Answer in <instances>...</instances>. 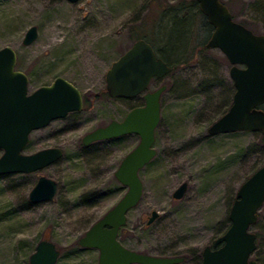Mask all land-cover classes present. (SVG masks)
<instances>
[{
  "label": "rangeland",
  "instance_id": "1",
  "mask_svg": "<svg viewBox=\"0 0 264 264\" xmlns=\"http://www.w3.org/2000/svg\"><path fill=\"white\" fill-rule=\"evenodd\" d=\"M223 1L236 20L264 32V0ZM34 24L38 37L25 44ZM211 32L191 0H0V48H15L16 66L28 74L29 90L62 75L89 97L79 113L30 134L25 152L58 145L64 149L59 160L33 172L0 173V264H31L43 238L60 248L56 264H99V250L78 241L126 192L115 171L140 137L131 133L89 145L82 138L143 102L104 92L107 69L142 33L177 66L150 84V89L167 84L155 130L157 153L139 171L143 195L127 212L119 239L138 251L185 256L172 264H201L204 247L231 223L239 186L264 162L260 131H208L235 92L223 51L201 48ZM40 175L56 179L58 191L52 200L33 202L29 192ZM183 181L187 191L176 199L173 191ZM153 209L159 216L149 224ZM259 211L253 231L264 228V204ZM258 251L264 258V239Z\"/></svg>",
  "mask_w": 264,
  "mask_h": 264
},
{
  "label": "water",
  "instance_id": "2",
  "mask_svg": "<svg viewBox=\"0 0 264 264\" xmlns=\"http://www.w3.org/2000/svg\"><path fill=\"white\" fill-rule=\"evenodd\" d=\"M77 1V0H70ZM200 9L214 26L206 45L223 51L231 63L230 76L235 85L228 110L208 128L210 134L240 130L260 131L264 135V32H255L236 20L223 0H198ZM38 37V26L31 25L24 36L25 44ZM17 51L10 45L0 48V173L33 172L44 168L63 154L61 146L24 151L33 130L48 125L70 111L83 108V93L72 81L58 75L49 84L29 90L28 74L17 68ZM173 66L158 56L154 46L144 37L119 55L106 71V89L113 97L133 98L143 94L144 104L128 111L122 120L113 119L83 137L85 144L128 133L138 134L139 143L122 159L115 171L126 192L79 239L80 245L99 250V264H172L183 256H165L138 251L119 239L120 228L127 221V212L142 198L144 183L139 171L157 153L155 130L161 119L163 83L149 90L153 78H162ZM188 188L183 181L174 191L182 198ZM58 191V181L40 175L29 192L33 202L49 201ZM264 204V163L239 186L229 212L230 226L213 245L202 251L201 264H259L252 257L257 248V233L251 226L258 219ZM159 216L153 209L147 223ZM61 250L49 239H41L30 255L31 264H56Z\"/></svg>",
  "mask_w": 264,
  "mask_h": 264
},
{
  "label": "trees",
  "instance_id": "3",
  "mask_svg": "<svg viewBox=\"0 0 264 264\" xmlns=\"http://www.w3.org/2000/svg\"><path fill=\"white\" fill-rule=\"evenodd\" d=\"M191 2L192 3H195V4H197V6H198V11L200 12V14H202L204 17H206L207 18V16L202 12V10L200 9V6H199V3H198V0H191ZM229 6V5H228ZM230 7V6H229ZM231 9V8H230ZM232 11V10H231ZM232 13H233V17L235 18L236 16V13H234L233 11H232ZM207 22H208V24L212 27V24L209 22V20H208V18H207ZM241 22V21H240ZM243 23V22H242ZM245 24V23H244ZM246 25V24H245ZM247 26V25H246ZM249 27V26H248ZM251 28V27H250ZM251 29H253V28H251ZM254 30V29H253ZM255 31V30H254ZM213 32V31H212ZM211 32V33H212ZM256 32V31H255ZM133 34V33H132ZM145 34L144 33H142L141 34V36H136V38H135V40L136 39H138V38H141V37H144L145 39H147L146 38V36H144ZM134 37H135V35H133ZM209 39V38H208ZM148 40V39H147ZM208 41V40H207ZM207 41H206V43H207ZM151 43V42H150ZM206 43L205 44H201V48H208L207 47V45H206ZM152 44V43H151ZM157 52H158V50H157ZM158 55L159 56H161L162 54H160L159 52H158ZM164 60H166L167 61V59H165V57L162 55L161 56ZM188 60H187V58H185V59H183V62H187ZM168 62V61H167ZM168 64H170L169 62H168ZM171 66H173L174 68H175V66L174 65H176L177 66V64H170ZM173 68V69H174ZM106 94H109L108 93V91H107V89H105V91H104ZM85 101H86V103H88V101H89V97L87 96H85ZM260 107H262V108H264V103L262 104V105H260ZM226 112V111H225ZM224 112V113H225ZM264 137V136H263ZM117 138V137H116ZM112 139H114V138H112ZM264 163V162H263ZM262 216V214L260 213V211L258 212V219L260 218ZM258 219H257V221H258ZM230 226V225H229ZM228 226V227H229ZM227 230V229H226ZM225 230V231H226ZM224 231V232H225ZM256 233H257V248L255 249V251H254V253L255 254H257V261H258V263L259 264H264V258H262L261 257V253L258 251V249H259V243L264 239V228H259V230L258 231H255ZM223 233V232H222ZM221 235V234H220ZM79 242V241H78ZM80 244V243H79ZM60 249V248H59ZM168 256H173V255H168ZM175 256V255H174ZM184 258H185V256H183ZM256 259V258H255ZM202 262V261H201Z\"/></svg>",
  "mask_w": 264,
  "mask_h": 264
},
{
  "label": "flooded vegetation",
  "instance_id": "4",
  "mask_svg": "<svg viewBox=\"0 0 264 264\" xmlns=\"http://www.w3.org/2000/svg\"><path fill=\"white\" fill-rule=\"evenodd\" d=\"M214 30V26L212 25V31ZM159 56V55H158ZM161 57V56H160ZM175 67H176V65H174ZM154 79V78H153ZM152 79V80H153ZM152 82V81H151ZM159 87V86H158ZM148 89L149 90H154V89H150V85H149V87H148ZM82 91V90H81ZM83 93V92H82ZM110 95V94H109ZM138 97H142L143 98V102L142 103H139V104H133L132 105V107L130 108V109H132L133 107H135V106H139V105H143L144 104V97H143V94H140V95H138V96H136V97H133V98H128V97H123V98H125V99H135V98H138ZM85 106H86V101H85V95H84V93H83V108L82 109H80V110H75V111H70L66 116H68V115H70V114H76V113H79L80 111H82L84 108H85ZM129 109V110H130ZM128 110V111H129ZM128 113V112H127ZM126 113V114H127ZM126 116V115H125ZM124 116V117H125ZM65 117V116H64ZM123 117V118H124ZM61 118H63V117H61ZM123 118H120V119H117V120H122ZM113 119H116V118H113ZM113 119H111V120H113ZM79 120H81V119H79ZM110 120V121H111ZM109 121V122H110ZM81 122H83V120H81ZM109 122H107V123H103V124H100V125H97L95 128H97V127H99V126H104V125H106V124H108ZM95 128H93L92 130H94ZM92 130H90V131H92ZM89 131V132H90ZM87 134V133H86ZM128 134H131V133H128ZM125 135H127V134H125ZM121 136H124V135H121ZM118 137H120V136H118ZM114 138H116V137H114ZM109 139H112V138H109ZM101 140H108V139H100V140H94V141H91V142H89V143H87V144H85L84 142H83V138H82V142H83V144L84 145H89V144H91V143H93V142H96V141H101ZM56 146H58V145H56ZM63 151H64V149H63Z\"/></svg>",
  "mask_w": 264,
  "mask_h": 264
}]
</instances>
